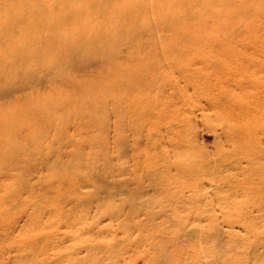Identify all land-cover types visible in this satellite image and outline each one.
<instances>
[{"label":"rangeland","instance_id":"rangeland-1","mask_svg":"<svg viewBox=\"0 0 264 264\" xmlns=\"http://www.w3.org/2000/svg\"><path fill=\"white\" fill-rule=\"evenodd\" d=\"M252 27L259 37L226 31L214 39L223 44L216 51L197 53L190 64L197 69L203 56L215 60L198 77L163 60L168 79L149 88L163 107L138 112L124 99L117 106L107 100L99 124L93 118L83 130L71 117L63 137L49 126L38 147L18 149L0 172V264H148L160 241L168 264H185L175 256L180 248L183 256L196 251L195 264H264V189L257 196L244 190L264 187V127L251 129L261 141L254 149L233 126L264 115V22ZM155 35L171 42L163 30ZM83 131L101 138L95 149L78 145ZM252 149L258 153L246 152ZM179 151L197 165H169ZM168 175L176 177L165 182ZM165 220V239L143 231H157ZM210 221L215 243L200 241L196 231ZM178 228L174 239L170 231Z\"/></svg>","mask_w":264,"mask_h":264},{"label":"bare ground","instance_id":"bare-ground-1","mask_svg":"<svg viewBox=\"0 0 264 264\" xmlns=\"http://www.w3.org/2000/svg\"><path fill=\"white\" fill-rule=\"evenodd\" d=\"M261 22L264 0H0V172L18 149L38 147L49 126L63 137L71 117L81 119L83 130L93 118L99 124L107 100L117 106L124 99L138 112L163 107L164 102L157 106L158 101H152L155 97L149 90L151 84L168 79L166 70L160 69L163 60L170 70L184 72L187 78L198 77L215 60L203 56L197 69L190 66L197 53L216 51L223 44L214 39L226 31L228 37H259L252 26ZM156 29L166 32L171 42H161ZM188 55L190 60H183ZM89 68L93 71L81 77L73 72ZM26 87L28 92L1 101L2 96L9 98ZM262 104L264 107V98ZM241 122L243 126L233 124L234 129L244 133L254 148L261 141L251 129L264 127V115L252 125ZM100 140L83 131L78 145L93 146ZM246 152L258 153L253 149ZM178 162L186 163V168L197 165L195 157L182 151L168 164ZM166 177L165 182L176 176ZM263 189L244 187L246 196H257ZM170 224L165 220L155 227L157 231H151L154 227L143 231L155 238L153 232H159L162 240ZM199 227L200 241L216 242L217 228L211 221L204 230ZM180 228L170 231L174 239ZM187 240L194 241L192 235ZM162 243L148 264H168L167 243ZM184 249L175 253L176 259L197 263L193 261L196 251L183 256Z\"/></svg>","mask_w":264,"mask_h":264}]
</instances>
